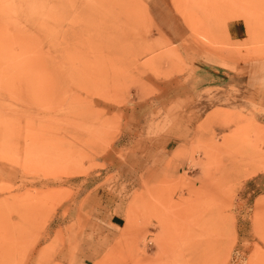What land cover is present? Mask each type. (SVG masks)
Wrapping results in <instances>:
<instances>
[{
    "label": "rangeland",
    "instance_id": "rangeland-1",
    "mask_svg": "<svg viewBox=\"0 0 264 264\" xmlns=\"http://www.w3.org/2000/svg\"><path fill=\"white\" fill-rule=\"evenodd\" d=\"M172 2L0 0V264H264V0Z\"/></svg>",
    "mask_w": 264,
    "mask_h": 264
},
{
    "label": "crops",
    "instance_id": "crops-1",
    "mask_svg": "<svg viewBox=\"0 0 264 264\" xmlns=\"http://www.w3.org/2000/svg\"><path fill=\"white\" fill-rule=\"evenodd\" d=\"M141 4L144 5L146 10L149 13V16L151 17L152 21L154 22V25L160 32V34L163 35L165 38H170L172 41H176L175 39L179 38L178 33H175L174 30H176V27H179V24L182 23V20L180 18L179 13L175 11L173 8V2L172 0H139ZM238 27V28H237ZM228 33L232 40L234 41H240L243 40L247 36V30L242 29L240 23L232 22L228 25ZM210 58V57H209ZM211 60H205L206 63L204 65L207 68H213V69H221L224 68V63L222 61L218 60L216 57H213ZM223 72H225L223 70ZM102 213V212H101ZM100 214V213H99ZM104 214V213H103ZM121 216L120 215H112L110 216V220L107 221L109 226L112 229H117L122 225L121 222ZM83 255L85 257H89L92 255L93 251H90V249L83 248ZM95 253V252H93Z\"/></svg>",
    "mask_w": 264,
    "mask_h": 264
},
{
    "label": "bare ground",
    "instance_id": "bare-ground-1",
    "mask_svg": "<svg viewBox=\"0 0 264 264\" xmlns=\"http://www.w3.org/2000/svg\"><path fill=\"white\" fill-rule=\"evenodd\" d=\"M20 47V46H19Z\"/></svg>",
    "mask_w": 264,
    "mask_h": 264
}]
</instances>
